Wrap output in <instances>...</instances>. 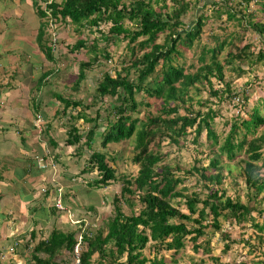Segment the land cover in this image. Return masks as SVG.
Here are the masks:
<instances>
[{
  "label": "trees",
  "instance_id": "trees-1",
  "mask_svg": "<svg viewBox=\"0 0 264 264\" xmlns=\"http://www.w3.org/2000/svg\"><path fill=\"white\" fill-rule=\"evenodd\" d=\"M168 1L31 0L32 11L37 16L33 41L47 61H53V51L56 48L51 47L53 43L47 36L46 21L49 20L45 17L53 20V23L69 22L75 26L74 31L83 27H94L98 33V37L90 43L77 36L70 47L66 46L70 53L82 48L95 52L94 57L87 61L77 59L71 84L73 92L77 91L80 81L85 78V70L90 69L96 62L98 53L105 59L109 57L105 47L98 46V41L103 40L115 46L124 41L128 53L127 57L120 58L119 68L113 69L112 76L108 70L100 73L96 85L92 86L88 103L82 98H72L71 95L61 92L52 94L61 106L55 110L54 115L59 113L60 117L65 116L66 119L63 123L67 124L63 143L74 146L76 153L82 148L88 151L80 173L92 175L81 179L85 181L83 184L99 189L110 182H120L118 196L112 197L113 214L107 218L106 229L102 232L100 228L91 229L86 226L76 234V229L60 228L51 223L45 236V229L42 227L44 222L51 220V217L55 219L57 214L62 213L56 211L52 205L44 206L50 201L51 188L54 186V183L46 179L42 191L33 187L35 194L39 196L37 200L40 201L42 197V204L36 203L25 210L31 216L39 208L43 212L38 213L42 219L39 232L32 226L27 235L16 237L13 242L9 240L12 252L25 260L24 264H73L72 252L76 245L77 249L80 247L76 264H169L162 252H168L170 261L174 262L175 254L185 248L188 242L193 252L200 250L207 254L211 250L209 242L214 233L222 242V253L240 241L247 244L250 250L253 249L247 240L230 237V231L222 230L220 219L227 220L231 225L236 223L240 228H244V222L249 221L250 225L261 230L259 225L252 223L254 218L251 212L260 213L256 204H264V175H260V170L264 169V133L254 135L256 129L264 123V94L249 109L244 106L246 97L243 96V106L240 109L245 117L236 113L227 123L228 128L222 138L217 135L213 126L218 110L207 107L204 111H192L191 101L192 94L199 91V86L203 84L208 89V95L203 101H198L200 105L212 104L211 98H215L217 102L226 98L233 99V103L234 100L237 101L238 91L231 88V81L224 77V67L236 72L238 77L244 72L242 64L264 61V50L258 47L254 53L251 49L252 42L248 40L239 45L241 38L235 34L219 40L215 36L218 41L214 46L200 45L202 26L207 18L203 12L207 8L205 3L201 4V11L187 27L183 18L191 5L200 0ZM230 1L232 0H211L212 13H216V16L225 13L227 21L234 20L244 30L249 28L251 32L264 35V23L255 19L253 13L245 11L251 0H237L235 6L229 5ZM260 8L264 10V1ZM7 16L9 15L5 13L3 19L6 31L10 27V18L6 19ZM242 20L245 25H242ZM101 24L107 25V29H100ZM161 33V41L156 42ZM263 41L260 40L261 46ZM185 48L193 51L199 48L198 53L193 52L197 59L196 65L191 62L185 66L184 62L178 61L182 49ZM73 58H77L75 54ZM53 70L42 71L35 80L37 87L48 84L46 78L54 73ZM212 78L217 79L222 87L213 88ZM7 81L0 84V95L4 92L3 88H10ZM139 95L142 96L140 100L137 98ZM143 96L158 98L159 103L155 114L138 118L139 107L149 106L148 102H143ZM38 102L33 98L31 104L40 118L39 129L32 122L30 126L46 140L50 159L54 162L55 158L59 159L54 150L57 143L51 141L48 132L50 123L44 125L43 113L37 109ZM94 106V114L90 116L86 109ZM100 107L103 114L99 111ZM68 110H74L75 113H69ZM76 119L87 124L83 134L74 126ZM101 121L104 123L101 124ZM188 132L191 137L187 140L193 144L200 145L198 138L202 135L203 141L209 142L206 165H202L201 160H194L180 173L179 167L173 171L168 167L169 164H157L165 156L160 148L162 143L165 142L168 147L180 148L185 143ZM15 133H18V145L26 151V134H23L22 129H16ZM96 138L98 145L91 148ZM127 139L133 141L131 160L136 165V171L133 176H117L115 169L109 164L108 158L112 157L108 156L106 146ZM239 150L244 155L240 171L246 186L244 195L247 201H241L238 196L226 195L221 186L223 164L220 163V157L224 154L226 159L232 160L235 152ZM46 156L45 153L41 160L46 162ZM23 162L28 166L26 171L32 170L29 173L32 176L50 166L46 164L45 168L35 167L37 161L33 157H27V154ZM34 167L36 170H33ZM189 176L193 177L194 184L193 189L187 191L189 188L184 182ZM120 202L128 206L127 213L121 210ZM135 203L137 205L133 209ZM88 209H91L88 205L81 209L72 208V219L77 221L73 224H82L81 216L83 212L87 214ZM36 219L33 218V221ZM64 254L70 256L69 261ZM208 255L212 264H224L217 255ZM8 263L15 264L13 261ZM195 264L203 263L199 260Z\"/></svg>",
  "mask_w": 264,
  "mask_h": 264
},
{
  "label": "rangeland",
  "instance_id": "rangeland-1",
  "mask_svg": "<svg viewBox=\"0 0 264 264\" xmlns=\"http://www.w3.org/2000/svg\"><path fill=\"white\" fill-rule=\"evenodd\" d=\"M24 1L27 3H21L20 7L25 8L27 11L24 13V15L28 16V20L25 22H19V20H22L19 18L21 11H17L19 16L12 15L13 11L16 14L15 9L19 4L18 0L0 1L1 15L5 16V12L6 15H9L6 19L10 18V27L7 31L4 30V17L0 18V84H5V81L8 80L9 86L11 85L9 89L5 90L3 88L2 90L4 92L0 95V126L2 128L12 129L8 130L3 135L0 134V169H3V171L8 175L5 176L4 179L0 180V187L9 183L8 178L12 177V180L18 182L25 175V172L20 166L21 162L23 163L20 156H25L27 154V157L29 155V157H33V159L37 160L42 156L44 157V154L46 153L48 156H46V162L40 160V163L35 167L39 166L40 168H45L46 164H50L49 168L44 169L43 172H37L36 174H39L38 176H28L30 180L27 183H32L34 178L33 185L39 189L44 183L43 180H41L43 176H45V178L50 182L52 180V183L55 184L59 181L65 191L63 199L65 201V205L68 207L67 211L70 212L72 208L74 210L76 207L81 209L82 206L85 205L90 206L91 209L86 211L87 214L83 212L81 216L82 224L79 226L77 223H70L69 219H67L68 222L64 224L60 221V219H53L51 217L52 220L44 222V226H42L45 229L44 235L46 236L49 232L51 223L60 228L76 229V234L86 226H89L91 229L100 228L101 231L104 232L107 225V218L113 214L112 197L118 196L120 182H110L109 185L99 189L90 188L83 184L85 181L83 182L81 179H85V177L92 175L80 173V170L85 165V158L88 151L86 148H82L79 153H76L74 146H68L63 143L67 128V124L63 123L66 119L64 118L65 116L60 117L59 113L54 115L55 110L57 108H61V106L52 94L61 92L64 95H71L72 98H82L85 103H88V98L92 94V86L96 85V81L99 78L100 73L104 70H108L112 76L113 69L119 68L120 58L122 56L127 57L128 50L124 45V41H120L116 46L107 44V42L103 40L98 41V46L105 47L106 51L109 53V57L105 59L102 54L98 53L96 56V62L92 64L90 69L85 70V78L80 81L77 91L73 92L71 84L75 75L74 73L77 59L87 61L94 57L95 52L82 48L75 53H70L66 50V46L70 47L75 42L77 36L90 43L98 37V33L94 27H83V29L80 28L78 31H74L73 27L75 26L69 22L53 23V20L45 17V19L49 20L46 21L47 36L48 38L50 37V42L53 43V46L51 45V47H54L53 49L56 48V50L53 51V61H47L38 51L35 42L33 41V30L37 22V16L32 10H30L28 5V2L31 3V0ZM235 1L237 0H232L228 4L235 6ZM262 1L264 0H251L245 11L253 13L255 19L264 23V10H261L260 8ZM167 2L169 1L167 0ZM210 2L211 0H200L197 4H192L183 18V22L187 25V27H189L194 21L195 15L201 11V4L205 3V7L207 8L206 10L203 9V12L207 18L204 19V25L202 26L199 39L200 45L206 44L208 46H214L216 42L224 36L235 34L238 38H241L238 42L239 45L248 40L252 42L251 49L254 53L257 51L258 47H261L264 50V41L263 45H260V40H264V35H260L257 32H251L249 31V28L244 30L241 26L236 25L234 20L227 21L225 13H220L219 16H216V13L214 14V12L212 13L211 11L212 8L210 7ZM220 2L223 3L222 1ZM40 5L43 7L42 2ZM14 18H16V20ZM30 21H33L35 25L31 26L30 29H27L28 22ZM30 25L31 24H29V26ZM242 25H245L244 20H242ZM100 29L106 30L107 25L101 24ZM20 35H24V37L18 38ZM215 36H217L218 40L214 38ZM162 37L163 33L159 34L156 42H160ZM198 49L199 48H196L194 51L198 53ZM182 50L181 57H179L178 61L184 62L185 66L191 62L196 65L197 59L194 57V51L190 48ZM73 54H75L77 58L74 59ZM207 58L208 57L206 55L205 60H207ZM218 58L220 59L221 57L218 56ZM241 68L244 72L237 77L235 75L236 72H231L229 69L224 67V77L231 81L230 87L238 91V99L237 101L234 100L235 104L233 103V99L226 98L217 102L215 98H211L212 104L208 103L206 106L200 105L198 101H203L208 95V89L205 84L200 85L199 91L192 94V111L197 109L204 111L207 107H212L213 109L218 110L217 116L214 118L213 126L220 138L224 137L228 128L227 123L232 120L236 113H238L239 116L245 117L243 111L240 109L241 106H243V96L246 97V104H244V106L249 109L254 106L258 98L264 94V61H257L252 64H242ZM48 69H55L53 70L54 73L50 74L46 78L48 84H42L40 88L37 87L35 80L42 73V71ZM211 82L213 88L222 87L221 83L217 79L212 78ZM7 83L6 86L8 85ZM139 96L140 97L137 98L140 100L142 96ZM33 98L39 101L37 109L38 111L41 110L43 113L42 114L40 112V114L44 117L42 119L44 125L47 122L50 123V129L48 132L50 133L52 139L51 141L57 143V147L54 150L59 155V159L57 160L55 158L54 162L50 159L51 154L49 153L50 150L47 148L48 146L46 145V140H43V137L37 132L39 129L38 126L40 118L32 109L31 103ZM142 100L143 102H148L149 106L144 107L141 105L138 109L137 117L144 118L147 114H155L159 99L143 96ZM95 108L96 107L94 106L86 109V112L89 113L90 116H93ZM99 111L101 114L104 113L101 107L99 108ZM179 111L182 112L181 109H179ZM68 112L72 114L75 113L74 110H68ZM31 122L35 124L37 130H34L35 128H31ZM100 123L102 124L104 122L101 121ZM74 126L77 127L82 134L84 133V129L87 128V124L82 122L81 119H76L74 121ZM13 127L17 130L22 129L24 131L23 134H26L27 140L25 144L27 145L26 147H28L26 151L22 150L18 145L19 142L15 137L18 133L14 134L16 130H14ZM260 132L264 133V123L256 129L254 135ZM2 136L3 140H1ZM190 137L191 133L188 132L186 135V141L180 148H176L174 146L168 147L165 142L162 143L160 148L161 151L165 153V156L158 161L157 164H169L168 167L173 171H175L176 167H179L180 173L184 169H187L194 160H201V164L206 165V154L210 150V147H208L209 142H204L202 135L198 138V140L201 141L200 145L193 144L191 141L187 140ZM82 139L83 138H81V140ZM132 143V139H127L118 143H109L106 146L108 156L112 157L108 158L109 164L115 169V174L117 176H133L135 174L136 165L131 160V155L133 153ZM97 145L98 140L96 138L93 144H91V148L97 147ZM243 158L244 155L241 150L235 152L232 160L226 159L224 154L220 157V163L222 162L221 164H223V178L221 180V186L225 189L226 195L231 197L238 196L241 201H247V198L244 195L246 186L244 185L243 176L240 171V167L243 165L241 159ZM260 175H264V169L260 170ZM193 181V177H186L184 185L189 188L187 191L193 189ZM15 190L17 191V187H6V192L3 194L11 195ZM66 194H70V196H72V202L70 200V196L68 198V196H65ZM20 197H24L23 194H20ZM48 202L49 201L45 204V207L48 206ZM120 203L121 210L124 213H127L128 206H126L125 203ZM18 204L19 203H17V205ZM136 205V203L133 204L132 208L135 209ZM256 207L261 212H251V215L254 218L252 223L259 225L261 230H258L254 226L250 225L251 222L249 221L244 222V228H240L236 223L231 225L227 222V220L220 219L222 230L230 231V237L247 240L248 243L253 246L252 250L249 249L247 244L240 241L239 243L237 242L232 244L230 249L222 253V242L221 240H218V235L214 233L209 242L211 250L207 254L201 253L200 250L193 252L190 243L188 242L186 243L185 248L179 250V252L175 254L174 262L170 261L168 252H162V254L168 260L169 264H195L199 260L203 264H212L208 254L213 256L217 255L219 257V261L224 264H236L238 262H244L245 264H264V204H256ZM8 209L10 208H7L6 206H2V209H0L4 210V212L5 210L8 211V213L5 212V215L2 214V221L0 223V264H9L8 262H12L10 260H13V263L15 264H24L25 260L19 257L16 258L15 255L11 253L12 250L9 239L13 236H18L19 234L27 235V233H29V227L32 226L37 229L38 233L41 225L38 224L40 220L33 221V215H27L28 219L20 216L19 213L23 212V207L22 210H20V206H15L13 210L14 212L16 211V213L13 214V210L10 211ZM182 211L186 210L182 209ZM16 214H19V216ZM62 216L63 214L61 217ZM62 220L66 219L63 218ZM26 224H28L29 227H26ZM22 225H24V227H22ZM1 227H4V229ZM33 243L34 241L30 246H32ZM79 248L80 247H78V249ZM82 248L83 246L81 249ZM78 249L76 253L80 251ZM144 252L146 253V249ZM63 256L68 261L70 260L69 255L64 254ZM94 256L95 254L91 257ZM72 257L73 254L71 255V260ZM73 260V264H75V255Z\"/></svg>",
  "mask_w": 264,
  "mask_h": 264
},
{
  "label": "crops",
  "instance_id": "crops-1",
  "mask_svg": "<svg viewBox=\"0 0 264 264\" xmlns=\"http://www.w3.org/2000/svg\"><path fill=\"white\" fill-rule=\"evenodd\" d=\"M1 1V0H0ZM4 2V1H3ZM18 6H17V8L15 9V11H16V14L14 13V11H13V16H19V13L17 12V11H21V14H20V16H19V18H21L22 20L21 21H19V22H22V21H27L28 20V16H26V15H24V13L25 12H27L26 11V9L25 8H21L20 7V4L21 3H27L26 1H22V0H18ZM2 5H4V4H2ZM28 5H29V7H30V10H32V8H31V6H30V2H28ZM28 13H30V12H28ZM4 14H5V12H4ZM0 16L1 17H4V16H2L1 15V13H0ZM24 16H26V17H24ZM24 17V18H23ZM29 24H31L30 26H29ZM35 23H33V21H30V22H28V27H27V29H30L31 28V26H33ZM24 37V35H20V36H18V38H23ZM13 129L14 130H16V128L15 127H13ZM8 130H12V129H7V128H2L1 130H0V134H4V133H6ZM14 134H15V132H14ZM16 138H17V140H18V136H15ZM1 140H3V136H2V139ZM29 156V155H28ZM20 158H22V160H23V158H24V155L23 156H20ZM20 166H21V169L25 172V175L21 178V180L20 181H18V182H15L14 180H12V177L11 178H8L9 179V183H7L5 186H1L0 187V209H2V206L4 207V206H6L7 208H10V209H8V210H10V211H12L14 208H15V206H20L21 207V209L20 210H22V207H23V212L22 213H19L20 214V216H23V218H27L28 219V217H27V215H30V214H28V213H24L25 212V210H26V208H29V207H31V206H33L34 204H36V203H41L42 204V197H40V201H38L39 199V196H37L36 194H35V192H34V178H33V182L32 183H27L29 180H30V178L28 177V176H30V177H33V176H38L39 174H35V175H31V174H29V173H32V170H30V171H26L25 170V168H27L28 166L23 162H21V164H20ZM23 167H24V169H23ZM33 170H36L35 169V167L33 168ZM5 176H8L4 171H3V169H0V180H2V179H4L5 178ZM25 176H26V178H25ZM41 180H43V182H44V184H45V182H46V178L43 176L42 178H41ZM51 182H52V180H51ZM43 184V185H44ZM55 184V183H54ZM6 187H17V191L16 192H13V194H11V195H9L8 197H4V195L5 194H3V193H5L6 192ZM37 189V188H36ZM20 194H23V196L24 197H20ZM3 195V196H2ZM51 196V195H50ZM30 199H34L33 201H30ZM38 199V200H37ZM17 203H19L18 205H17ZM48 205H50V201L48 202ZM39 206L40 205H38L37 207L39 208ZM44 206H46V205H44ZM11 207H12V209H11ZM5 212H7L8 213V211H6L5 210ZM4 212V210H0V214H1V216H0V223H1V218H2V214H6ZM13 213H16V211L14 212V210H13V212H12V214ZM41 214V213H43L42 211H41V209L39 208V210L38 211H35L34 213H33V217H32V219L33 218H37L36 220H40L39 222H38V224H40V222L42 223V219L39 217L40 215L39 214ZM19 214H16L17 216H19ZM54 215H56V213L54 214ZM53 215V216H54ZM61 215H62V213H59V214H57L56 215V218L55 219H60V221H62L64 224L66 223V220H62L63 219V216L61 217ZM49 216H51V215H49ZM43 217V216H42ZM13 219H14V217H13ZM44 219V218H43ZM35 220V221H36ZM48 220V219H47ZM52 220V219H51ZM50 219L48 220V221H51ZM23 224H24V222H23ZM22 227H24V225H22ZM26 227H29V225L28 224H26ZM1 228H3L4 229V227H1ZM29 228H31V227H29ZM20 234L18 235V236H13L12 238H10L9 240H11L12 242H13V240L14 239H16V237H19L20 238ZM11 253L13 254V255H15V257L17 258V257H19L20 258V256H18L15 252H12L11 251ZM9 259V258H8ZM22 259V258H21ZM10 261H13V260H10ZM14 262V261H13Z\"/></svg>",
  "mask_w": 264,
  "mask_h": 264
},
{
  "label": "clouds",
  "instance_id": "clouds-1",
  "mask_svg": "<svg viewBox=\"0 0 264 264\" xmlns=\"http://www.w3.org/2000/svg\"><path fill=\"white\" fill-rule=\"evenodd\" d=\"M54 186L51 188V197H50V205H52V198H54L55 196H56V193H57V189L59 190V194H60V199H61V203H62V205H63V207H64V210H56L54 207V209L56 210V211H58V212H62V214H63V218H65L66 219V221H67V219H68V217H67V214L68 213H70L71 214V218H73V213H72V211L70 210V212L69 211H67V209H68V207L65 205V201H64V197H63V195H64V188L61 186V184H60V182L58 181V183H56V184H53ZM42 187H44L43 185H42ZM65 196H68V198H69V196H70V194L68 195V194H66ZM72 199V196H70V200ZM67 211V212H66ZM68 222V221H67ZM70 222V221H69ZM71 223V222H70ZM73 224V223H72ZM73 253H74V251H73ZM74 255H75V253H74ZM77 255H78V253H77ZM75 258H76V256H75ZM77 262H75V264H76Z\"/></svg>",
  "mask_w": 264,
  "mask_h": 264
},
{
  "label": "built area",
  "instance_id": "built-area-1",
  "mask_svg": "<svg viewBox=\"0 0 264 264\" xmlns=\"http://www.w3.org/2000/svg\"><path fill=\"white\" fill-rule=\"evenodd\" d=\"M38 128H39V126H38ZM40 160H41V158H39V159H37L36 161H37V164H39L40 163ZM52 164V163H51ZM39 167V166H38ZM44 189V187H40L39 188V190L40 191H42ZM52 206L56 209V210H64V207H63V205H62V203H61V199H60V194H59V190L57 189V193H56V196L54 197V198H52ZM67 217H68V219H69V221L71 222V223H74V222H77V221H75V220H73L72 218H71V214L70 213H68L67 214ZM80 239V237H78V240ZM73 251H74V253H75V256H77V245L75 246V248L73 249ZM76 262H77V258H76Z\"/></svg>",
  "mask_w": 264,
  "mask_h": 264
}]
</instances>
